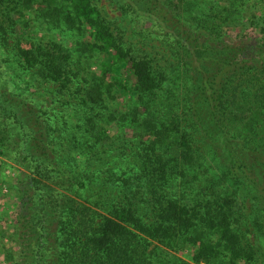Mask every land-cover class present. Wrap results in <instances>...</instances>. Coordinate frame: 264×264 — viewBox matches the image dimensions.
I'll return each instance as SVG.
<instances>
[{
    "label": "trees",
    "instance_id": "16d2710c",
    "mask_svg": "<svg viewBox=\"0 0 264 264\" xmlns=\"http://www.w3.org/2000/svg\"><path fill=\"white\" fill-rule=\"evenodd\" d=\"M249 1L224 0L212 16L204 11L187 16L185 0H112L126 16L152 20L173 40L183 82L168 79L166 88L164 73L126 47L92 0H0V50L19 27L32 25L36 30L18 43L17 55L25 69L38 70L59 94L71 89L80 75L75 50L65 42L40 40V32L75 36L82 53L101 56L99 74H90L79 98L80 105L93 107L87 121L91 131L102 135L95 132V119L119 96L128 97L134 108L121 121L131 116L132 122L150 126L144 135L147 146L136 152L145 172L136 180L150 187V212L143 214L133 203L130 184L122 190V200L96 203L100 211L67 197L42 203L37 199L30 215L36 245L26 261L16 264H190L174 254L189 247L193 264L254 260L238 230L244 213L226 189L232 184L251 195L250 222L264 239V28L248 55L249 47L223 38L224 24L243 25ZM31 12L34 18L28 16ZM7 97V91L0 92V101ZM7 115L8 108L0 104V117ZM43 120L18 121L38 132L34 140L39 145L52 137V126L42 125ZM184 121L208 143L207 160L213 166L198 170L205 159L184 130ZM44 147L30 157L50 164L52 155ZM196 155L204 159L202 165ZM48 173L57 189L86 186L77 172L49 166V179ZM117 180L107 185L115 186Z\"/></svg>",
    "mask_w": 264,
    "mask_h": 264
},
{
    "label": "rangeland",
    "instance_id": "374dc122",
    "mask_svg": "<svg viewBox=\"0 0 264 264\" xmlns=\"http://www.w3.org/2000/svg\"><path fill=\"white\" fill-rule=\"evenodd\" d=\"M92 1L101 10L105 19L124 38L126 47H131L136 56L152 60L156 69L164 73L167 78L166 88H168V79L172 84L183 82V79L178 78L180 61L175 55L173 40L166 37L164 31L155 22L126 16L112 0ZM223 2L224 0H185L182 5L183 13L191 16L196 15L195 13L201 15L200 13L204 11V16H212L216 7L221 6ZM244 13L247 17L243 25H223V38L233 45L249 47L248 55L253 52L254 37L260 35L264 28V0H250L244 8ZM28 16L34 18L36 13L31 12ZM27 24L11 34L9 45L0 50V92L7 91L8 94L7 99L0 101L3 107L8 108V115L0 117V142L2 139L0 264L26 261L35 248L36 241L32 239L30 215L37 199L42 203L50 199L61 200L67 197L100 211L101 209L98 208L100 206L96 203L104 200H112V202L122 200V190L130 184L133 203L143 210V214H148L152 209L150 187L139 184L140 182L136 180L144 172L136 152L147 146L148 140L144 135L150 133L149 124L144 121L132 122L129 120L131 116L126 121H121V116L132 113L134 108L128 97L119 96L111 106H104L100 116L95 119V132H101L102 135L98 136L100 133L91 131V123L87 121H90L94 113L93 107L90 104L80 105L79 98L82 94L81 89L90 82V74H99L101 56L82 53L79 45L75 44L77 40L75 36L52 34L53 31L46 36V33L40 32L38 36L40 40L65 42L67 48L75 50L73 55L75 69L80 75L71 89L65 94H59L57 87L44 80L38 70L25 69L19 60L16 51L18 43L36 30L32 25ZM53 37L55 38L51 39ZM10 111L13 115H9ZM110 114H113L112 118ZM38 116L44 119L42 125L47 122L53 128L50 131L52 136L50 141L41 145L39 141L34 140L38 135L35 129L32 131L18 123L23 119L27 120L30 117L35 119ZM183 127L191 134L195 148L197 147L199 154L205 159V165H202L204 159L196 155L199 158V165L203 166L198 170L213 166L210 164V159L207 160L210 151L208 143L189 122L184 121ZM75 137L80 139L78 144L75 142ZM44 144L52 155L50 164L34 161L30 157L31 152L40 153L45 148ZM122 157H128V160L122 163ZM49 166L56 170L58 168L65 170L66 174L69 172L81 174L86 186L78 189L67 184L65 188L57 189L56 181L50 178L52 174L48 173L49 179L47 178ZM114 180H117V185H107ZM224 186L218 188L224 190ZM49 187L52 192L49 191ZM242 189L232 184L228 186V190L226 189L244 213L245 220L238 230L242 243L250 246L255 256L252 261L239 262L264 264V239L251 225V195ZM174 254L193 264L190 247Z\"/></svg>",
    "mask_w": 264,
    "mask_h": 264
}]
</instances>
